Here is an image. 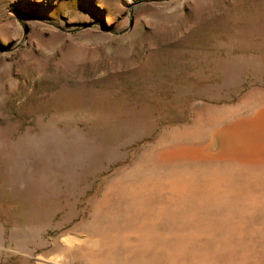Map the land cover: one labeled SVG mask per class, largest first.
I'll return each mask as SVG.
<instances>
[{"label":"rangeland","instance_id":"1","mask_svg":"<svg viewBox=\"0 0 264 264\" xmlns=\"http://www.w3.org/2000/svg\"><path fill=\"white\" fill-rule=\"evenodd\" d=\"M252 171L264 0H0V264H264Z\"/></svg>","mask_w":264,"mask_h":264},{"label":"bare ground","instance_id":"2","mask_svg":"<svg viewBox=\"0 0 264 264\" xmlns=\"http://www.w3.org/2000/svg\"><path fill=\"white\" fill-rule=\"evenodd\" d=\"M238 170H244V168L243 167L240 168V166H239ZM217 177H219V176L217 175ZM223 177H225L226 179L228 178L226 176H223ZM193 179H196V178L194 177ZM193 179L191 178L192 181H193ZM223 181H224V179H222V176H221L217 180L216 179L214 181L212 180L211 184H208V185L207 184H205V185L200 184V180H199V182L193 181L191 188L188 185L189 183L185 184L186 186H184V188H183L184 190L182 191V193L184 195H187L186 193H188L189 195L192 196L193 209L196 211V214H197V215H194V213H193V215H191L190 220H194L198 224L201 223V217L198 215L197 212L203 211L205 209H211V211L219 210V212H220V210H223V211L225 210L226 214H223L221 216L218 215L219 217H217L215 219H209V220H211V222H210L211 226H219L221 228L222 227L225 228L227 225L231 226V219L232 218L227 213L228 211L229 212L237 211V212H234L235 213L234 215H236V213L243 212L244 210L248 209L247 207L254 205V204H251L250 206H248V204L245 203L244 192L246 189H248L247 186L243 185L244 188H242L240 190L239 189H233V190L228 191V189H227L226 191H222V190H220L219 186L222 183H224L226 180L224 182ZM194 183H195V185H194ZM242 184H244V183H242ZM233 186L234 185H232V187ZM249 186L255 188L256 190H261L263 192V196H264V174L259 173V175H256V173L254 171H252L249 174ZM226 209H228V210H226ZM179 213L180 212H179L178 207H176L174 209L171 208L170 210H168V214L174 218L179 216ZM220 213H222V212H220ZM231 215H233V214H231ZM225 230H226V228H225Z\"/></svg>","mask_w":264,"mask_h":264}]
</instances>
